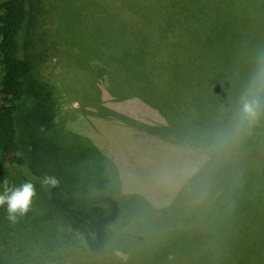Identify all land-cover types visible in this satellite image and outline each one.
<instances>
[{"label": "rangeland", "instance_id": "obj_1", "mask_svg": "<svg viewBox=\"0 0 264 264\" xmlns=\"http://www.w3.org/2000/svg\"><path fill=\"white\" fill-rule=\"evenodd\" d=\"M91 2H43L35 18L36 34L28 41V46L36 47L26 48L32 60L30 81L35 85L34 78L43 80L54 90L48 99L54 114L51 128H46L56 159L83 161L86 146L107 161L109 181L114 184L99 180L97 196L110 195V187L117 189L121 199L116 232L128 239V247L112 249L101 260L82 261L77 252L86 241L59 215L63 219L58 221L59 232L66 234L67 248L74 245L77 254L72 257L65 251L62 264H264V236H258L264 235V149H251L242 138L228 143L216 138L239 117V101L255 67L254 57L264 50V0H213L202 16L195 11L193 22L180 15L184 40L177 46H107L106 50L102 15ZM159 6L142 4L136 11L142 9L148 22L149 10L164 11ZM124 10L136 17L132 10ZM186 33L193 35L187 38ZM200 34L212 45L199 46ZM86 59L85 66L79 64ZM236 63L235 72L226 67ZM104 64L120 71L112 72ZM209 74L219 76L211 80ZM39 90L36 86L35 96ZM33 91L26 96L22 115L29 108V117L35 110L41 112ZM137 94L142 100L134 97ZM166 113L187 130L189 138H183L179 126L167 124ZM251 131L264 134V112ZM66 139L70 145L63 153L58 145ZM28 141L25 135L22 144L32 147L22 150L25 158L34 151ZM65 169L63 162L53 174L64 176L71 187L76 171ZM18 170L10 169V184L25 181ZM37 170L41 172L40 167ZM75 186L85 196L80 185ZM37 197L36 188L32 204ZM28 212L17 218L33 216ZM4 216L8 217L6 206L0 208V218ZM183 228L185 240L174 233ZM2 233L0 229V264L10 249L14 248L16 260L22 255L16 252L19 245L3 240Z\"/></svg>", "mask_w": 264, "mask_h": 264}, {"label": "trees", "instance_id": "obj_2", "mask_svg": "<svg viewBox=\"0 0 264 264\" xmlns=\"http://www.w3.org/2000/svg\"><path fill=\"white\" fill-rule=\"evenodd\" d=\"M107 1L114 3V5L108 6L101 0H92L91 2L98 7L102 15L104 28L99 29L103 38L102 46L105 50L107 46H151L157 49L160 46H177L176 42L183 43L184 32L182 31L185 28L184 24L178 22V17L182 15L193 22L196 15L195 11L197 10L198 15L202 16L213 0ZM43 2H46V0H0V183L5 179L9 181L10 169L16 166L19 169V178L32 181L38 190V197L28 212L33 216L29 218L18 217L14 221L13 228H10L13 224L12 220L6 223L7 220H10L8 217L0 218L3 240L7 239L6 241L17 243L19 246L16 248V252L22 254L16 260L14 248L10 249L8 258L3 260L2 264H50V262L56 261L59 262L58 264H62L65 262V251L68 252L66 255L77 257L75 250H73L74 245H72V249L71 247L67 248L66 244L69 240L66 234L59 232L58 221H60V216L70 222L86 241L85 245L77 252L82 261L89 257L101 260L108 253H111L112 249L128 247L126 245L128 239L120 237L116 232V229L119 228L117 215L120 211L119 200L121 199L117 195V189L115 191L113 187H110L108 189L111 191L110 195L97 196L99 180L103 184H110L107 161L95 157L84 145L86 152L87 150L88 152L83 161L73 160L67 162L63 159L58 160L56 159L57 151L55 147H53L51 141H48L50 133L47 132L46 127L51 128V118L54 114L52 104L48 99L54 90L43 80L34 78L35 85L30 81V76L33 73L32 60L26 51L28 47H31V50L36 47L28 46V41L31 40L32 35L36 34V31H34L35 18L41 12ZM148 3L159 4L161 5L159 8L164 11L157 14L149 10L151 16L148 20L149 24L146 26L141 21H147L146 13L142 9L137 11L136 9L139 5H147ZM124 8L129 11L132 10L136 17H132ZM201 16L200 18H202ZM190 35L193 34L186 33L187 38ZM136 37L139 42H137ZM197 38L199 46L212 45L202 34ZM210 53L215 58L213 52ZM261 54H264V50L261 51ZM261 54L258 52L257 57ZM105 56H108V54H105ZM233 58L231 55V59ZM254 58H247V60ZM247 60L244 63L249 64ZM86 61L87 59L79 64L85 66ZM244 63L241 65H244ZM104 65L106 69L110 68L109 70L112 72L117 73L120 71L117 66ZM238 65L236 63L226 67L235 72ZM199 71V79L204 84L205 76H202L201 69ZM102 72H99L100 79ZM217 76L219 74L215 77L209 74L211 80H216ZM128 83L133 87L131 79H128ZM36 86L37 90L41 88L39 92L42 93V96L40 93L35 96ZM242 88H244L243 84L238 87L240 93L243 90ZM33 89L32 94L35 98H39L35 106H39L42 113L35 110L36 113L33 117H29L32 114L31 108L24 115H22L21 110L26 96ZM170 96L174 97L173 95ZM134 97L142 100L141 94L134 95ZM119 100H122V98ZM164 104L165 102L161 106ZM103 109L108 110L109 108L103 107ZM163 116H167L166 121L169 126H179L173 118H168L171 117L169 113ZM179 127L183 138H189L190 134L187 130L181 126ZM25 135L29 139L27 144L32 145L34 148L33 154H31V157L28 155V158L21 156L23 149H27V147L32 149L31 146L22 144ZM216 138L219 139L217 136ZM47 141L50 145L47 144ZM242 141L251 149H264L263 133L256 132V135H254V131L250 130L242 137ZM62 143L58 146H62L64 148L63 153H65L70 143H67V139L66 141L63 140ZM18 161L19 163H17ZM63 162L64 169L70 167L71 170L76 171L75 184L70 187L66 178L59 176L56 186L42 185L41 178L46 175L56 177L53 171H58ZM37 167H40L41 172L37 170ZM261 169H264V164H261ZM78 171L81 173H78ZM65 184L68 185V189L64 187ZM75 185H80L79 189L81 192H85V196L78 193ZM194 224L197 226L199 221H194ZM174 233L181 234L182 239L185 240L186 232L184 228L182 231L177 230ZM251 235H253V232L248 233L247 237ZM258 236L264 235L260 234ZM247 256L250 257L253 254L247 252Z\"/></svg>", "mask_w": 264, "mask_h": 264}, {"label": "clouds", "instance_id": "obj_3", "mask_svg": "<svg viewBox=\"0 0 264 264\" xmlns=\"http://www.w3.org/2000/svg\"><path fill=\"white\" fill-rule=\"evenodd\" d=\"M264 112V54L257 61L249 81L239 101V117L219 134L222 143L238 141L246 135ZM44 186H56L58 179L54 176L41 178ZM36 188L32 181L26 180L19 185L10 184L7 179L0 183V207L6 206L8 218L15 221L17 215H25L31 208Z\"/></svg>", "mask_w": 264, "mask_h": 264}]
</instances>
